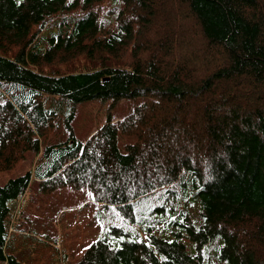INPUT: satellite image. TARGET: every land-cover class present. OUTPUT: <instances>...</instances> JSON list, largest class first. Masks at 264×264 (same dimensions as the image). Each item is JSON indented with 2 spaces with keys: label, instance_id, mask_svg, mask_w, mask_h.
I'll return each instance as SVG.
<instances>
[{
  "label": "trees",
  "instance_id": "obj_1",
  "mask_svg": "<svg viewBox=\"0 0 264 264\" xmlns=\"http://www.w3.org/2000/svg\"><path fill=\"white\" fill-rule=\"evenodd\" d=\"M136 97L84 143L70 132L76 104ZM29 150L42 193L85 189L128 222L158 191L199 204L185 230L113 228L76 264H264V0H0V172ZM30 180L0 185L1 263L21 264L6 246Z\"/></svg>",
  "mask_w": 264,
  "mask_h": 264
},
{
  "label": "rangeland",
  "instance_id": "obj_2",
  "mask_svg": "<svg viewBox=\"0 0 264 264\" xmlns=\"http://www.w3.org/2000/svg\"><path fill=\"white\" fill-rule=\"evenodd\" d=\"M74 65L79 66V63ZM59 71L65 74L71 70L64 66ZM143 101L144 98L136 97L116 102L90 100L76 104L69 123L70 132L77 141L84 143L106 123L107 118L117 121ZM65 132L63 129L53 131L41 145L62 141L67 136ZM135 141L134 136L117 137L122 153L125 145ZM39 156L40 152L29 150L12 169L0 172V185L27 172L31 174L28 191L11 216L6 246L7 253L14 255L21 264H76L92 243L110 234L108 232L113 228L124 232L118 236L120 241L136 242L151 234L166 237L174 230L184 229L187 222L195 224L198 219L199 204L192 203L194 198L190 195L182 201L158 191L135 204V220L128 222L117 209L101 208L85 189L62 188L44 194L33 177ZM213 247L209 249L210 255L214 252Z\"/></svg>",
  "mask_w": 264,
  "mask_h": 264
}]
</instances>
